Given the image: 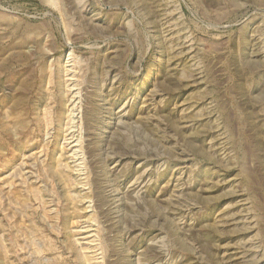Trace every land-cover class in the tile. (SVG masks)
I'll use <instances>...</instances> for the list:
<instances>
[{"label": "rangeland", "instance_id": "1", "mask_svg": "<svg viewBox=\"0 0 264 264\" xmlns=\"http://www.w3.org/2000/svg\"><path fill=\"white\" fill-rule=\"evenodd\" d=\"M0 264H264V0H0Z\"/></svg>", "mask_w": 264, "mask_h": 264}]
</instances>
